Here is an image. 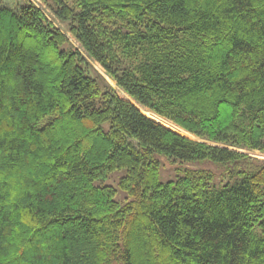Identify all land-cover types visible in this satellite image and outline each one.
<instances>
[{"label":"trees","instance_id":"1","mask_svg":"<svg viewBox=\"0 0 264 264\" xmlns=\"http://www.w3.org/2000/svg\"><path fill=\"white\" fill-rule=\"evenodd\" d=\"M48 8L0 6V264H264V0Z\"/></svg>","mask_w":264,"mask_h":264},{"label":"rangeland","instance_id":"2","mask_svg":"<svg viewBox=\"0 0 264 264\" xmlns=\"http://www.w3.org/2000/svg\"><path fill=\"white\" fill-rule=\"evenodd\" d=\"M30 3L35 5L37 8H39L46 16L47 18L57 27L60 29L70 40V42L74 45V40L70 36V34L67 33V29L65 24H62L61 22L57 21L56 19L53 18L50 9L48 8V5L51 6L53 5V0H28ZM23 0H0V6L3 7H8L14 10H18L20 6L22 5ZM77 46V44H76ZM94 69L103 76V78L111 85V83L108 81L106 78V75L102 72V70L97 66L92 64ZM112 86V85H111ZM113 87V86H112ZM116 92L119 94V96L123 99H127L126 95H124L120 90L115 86L113 87ZM159 123H162L164 126L167 128L173 130L174 132L186 136L191 140L197 141V139H192L191 135L187 134L183 130L171 125V124H166L165 122H161L159 120H156ZM252 157H256L259 159L264 160V155L258 153V152H250L246 153ZM155 159L159 162V178L162 183H167V182H172L176 181L178 176L182 174V170L185 168H191V169H207L211 170L215 176L218 178L220 176L221 170L216 168L214 164L210 162H205V163H193V164H180L174 160H171L163 155H155ZM126 174L125 170H119L114 173H111L108 175L106 179L103 181L97 182V185H106V186H111L114 187L117 191L115 200L121 204H124V202L127 199L126 194L121 191L118 187V182L119 180ZM218 180V179H217Z\"/></svg>","mask_w":264,"mask_h":264}]
</instances>
